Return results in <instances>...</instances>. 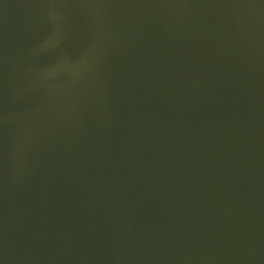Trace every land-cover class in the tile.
I'll return each instance as SVG.
<instances>
[{"label": "water", "instance_id": "1", "mask_svg": "<svg viewBox=\"0 0 264 264\" xmlns=\"http://www.w3.org/2000/svg\"><path fill=\"white\" fill-rule=\"evenodd\" d=\"M0 264H264V0H0Z\"/></svg>", "mask_w": 264, "mask_h": 264}]
</instances>
